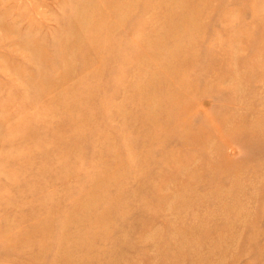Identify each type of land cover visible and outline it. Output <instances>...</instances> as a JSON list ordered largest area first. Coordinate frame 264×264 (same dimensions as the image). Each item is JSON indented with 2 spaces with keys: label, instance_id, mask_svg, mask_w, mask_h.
<instances>
[{
  "label": "rangeland",
  "instance_id": "374dc122",
  "mask_svg": "<svg viewBox=\"0 0 264 264\" xmlns=\"http://www.w3.org/2000/svg\"><path fill=\"white\" fill-rule=\"evenodd\" d=\"M0 264H264V0H0Z\"/></svg>",
  "mask_w": 264,
  "mask_h": 264
},
{
  "label": "bare ground",
  "instance_id": "6f19581e",
  "mask_svg": "<svg viewBox=\"0 0 264 264\" xmlns=\"http://www.w3.org/2000/svg\"><path fill=\"white\" fill-rule=\"evenodd\" d=\"M131 7V6H130Z\"/></svg>",
  "mask_w": 264,
  "mask_h": 264
}]
</instances>
